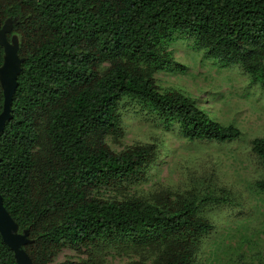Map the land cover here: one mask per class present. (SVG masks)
<instances>
[{
    "label": "trees",
    "instance_id": "obj_1",
    "mask_svg": "<svg viewBox=\"0 0 264 264\" xmlns=\"http://www.w3.org/2000/svg\"><path fill=\"white\" fill-rule=\"evenodd\" d=\"M7 20L23 62L0 134V195L27 233L31 263L103 264L115 248L140 257L127 264H196L213 231L203 215L223 202L160 205L125 195L145 180L156 149L116 153L106 138L121 135L120 103L131 100L189 143L237 140L238 128L178 92L160 93L153 75L170 63L166 41L182 35L264 90V0H0V24ZM3 58L0 46V67ZM2 105L0 86V114ZM251 152L264 163V138L251 141ZM100 188L123 197L98 198ZM255 188L264 194V179ZM63 248L87 258L54 263ZM0 264H17L1 235Z\"/></svg>",
    "mask_w": 264,
    "mask_h": 264
},
{
    "label": "rangeland",
    "instance_id": "obj_2",
    "mask_svg": "<svg viewBox=\"0 0 264 264\" xmlns=\"http://www.w3.org/2000/svg\"><path fill=\"white\" fill-rule=\"evenodd\" d=\"M14 22L7 20L0 29L4 27L7 33ZM10 43H17L16 35ZM165 53L170 54V63L153 75L158 91L182 94L212 120L238 128L241 136L227 143H189L175 128L166 131L159 126L158 119L143 107L123 100L121 135L106 138L110 149L116 153L146 145L156 149L145 180L123 193L160 205L219 199L223 205L211 206L203 215L213 223V231L202 239L196 264H264V194L255 188L256 181L264 179V163L251 152V141L264 138V90L250 86L237 66L222 68L204 58L187 36L175 35L166 41ZM95 196L106 200L123 197L113 188H100ZM102 254L103 264L140 259L115 248ZM86 258L83 251L63 248L54 263Z\"/></svg>",
    "mask_w": 264,
    "mask_h": 264
},
{
    "label": "water",
    "instance_id": "obj_3",
    "mask_svg": "<svg viewBox=\"0 0 264 264\" xmlns=\"http://www.w3.org/2000/svg\"><path fill=\"white\" fill-rule=\"evenodd\" d=\"M11 30L12 27L5 33L4 27L0 29V46L4 51L3 64L0 67V86L3 93L2 112L0 114V134L4 130L5 123L11 117L12 99L18 86L17 76L23 62L18 56V44H12L7 40L6 35L9 34ZM0 235L3 242L13 251L17 264H32L23 249V247L30 242L27 238V233L18 232V226L5 209L1 195Z\"/></svg>",
    "mask_w": 264,
    "mask_h": 264
}]
</instances>
